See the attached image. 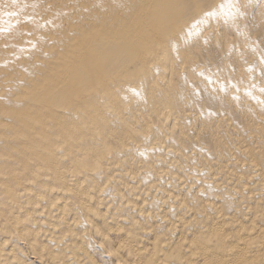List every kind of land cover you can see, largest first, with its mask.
Masks as SVG:
<instances>
[{
    "label": "bare ground",
    "instance_id": "1",
    "mask_svg": "<svg viewBox=\"0 0 264 264\" xmlns=\"http://www.w3.org/2000/svg\"><path fill=\"white\" fill-rule=\"evenodd\" d=\"M249 1L79 0L38 68L2 71L0 264H264Z\"/></svg>",
    "mask_w": 264,
    "mask_h": 264
},
{
    "label": "rangeland",
    "instance_id": "2",
    "mask_svg": "<svg viewBox=\"0 0 264 264\" xmlns=\"http://www.w3.org/2000/svg\"><path fill=\"white\" fill-rule=\"evenodd\" d=\"M77 1L79 0H0V78L3 77L2 71H10L5 68L19 69L18 72L9 74L15 77L30 68H38L39 60L36 58L42 49L41 41L51 47L60 37V30L56 26L59 12L61 15H71L62 21L63 23L59 22L62 29L66 32L69 28L70 31L74 30V27H71L73 18L79 15L77 11L81 9ZM249 2L253 3L254 0ZM91 4L89 6H92ZM94 29L100 30L96 26L91 30ZM108 29L109 27L105 31ZM47 55L45 62H55L58 58L56 55L54 59L51 58L49 53ZM91 250L101 264L115 263L114 259L96 244L91 246Z\"/></svg>",
    "mask_w": 264,
    "mask_h": 264
}]
</instances>
